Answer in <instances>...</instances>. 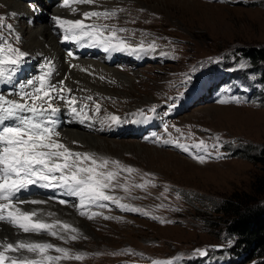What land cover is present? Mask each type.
I'll use <instances>...</instances> for the list:
<instances>
[{"label": "rangeland", "instance_id": "obj_1", "mask_svg": "<svg viewBox=\"0 0 264 264\" xmlns=\"http://www.w3.org/2000/svg\"><path fill=\"white\" fill-rule=\"evenodd\" d=\"M11 1L0 0V15L6 17V23H11L20 37L19 42L11 37L9 40L14 47L32 53L34 57L33 53L40 52L39 49L45 46L32 42L30 29L25 28L23 33L22 27L27 23L23 18L15 17L20 14L21 6L12 5ZM45 1L48 2L43 0L45 4ZM59 2L61 0L51 1L50 13ZM35 4V0L24 1V7L31 8ZM90 9H123L117 11L115 18L96 22L127 29L119 35L133 46L143 41L145 46L155 42L158 47L154 52L130 55L129 59L122 53L94 52L96 58L109 57V63L122 72L114 71L127 75L130 80L121 82L115 72L99 73V64L90 61L87 67L91 75L87 74L85 86L89 89L76 97L79 100L92 95L101 104L99 115L104 118L109 114L120 116L121 131L106 124L100 130L92 131L96 134L94 137L102 140L103 146L91 149L83 144L70 148L118 160L122 165L138 170L132 174L122 172L121 182L125 178L132 184L151 179L155 186L148 185L146 191L132 188L130 195L120 189L112 193L121 199V203L141 208L149 213L148 216L106 202V208L92 209L102 215L93 220L79 217L89 231V234L83 233L86 239L64 243L48 236V241L54 245L88 254L83 261H62L61 264H126V259L149 260L152 264L174 257L188 258L196 264H255L254 258L237 261L240 255L233 256L227 250L233 247L235 237L227 233L226 216L217 209L230 195H245L247 199L256 196L252 188H257L255 185L263 174L261 164L247 155L257 153L264 146V80L259 78L260 69L252 66L241 55V50L264 47V0H98V4ZM12 13L16 15L12 16ZM50 22L55 26L51 16ZM24 35L30 39L25 46ZM29 47L31 49H27ZM161 52L168 55L163 56ZM35 58L41 67L43 58ZM214 58L219 59L224 68L205 63ZM240 63L247 69H240ZM259 65L264 67V63ZM193 68H196L195 72H192ZM185 74L193 77L188 83H184ZM37 75L33 73L20 80L23 82ZM55 80L52 78L53 83ZM197 83L209 97L219 98L203 96L184 108L181 87L196 93ZM222 99L229 102L222 104L219 102ZM84 102L89 103L88 115L99 117L91 110V102ZM173 102L176 107L169 110L168 105ZM153 105L157 107L155 114L148 112ZM212 107L213 112L209 113ZM140 110L154 118L131 123L137 119L133 114ZM175 115L172 137L180 136L175 131L177 127L184 133L180 142L186 145L200 139L211 145L215 143L214 138L220 136L221 158L216 159L214 154L201 164L174 144L160 146L163 126L168 124L166 118ZM189 131L195 134L190 139L187 137ZM120 145L130 148L124 149ZM138 145L148 148L140 150ZM162 152L170 156L162 157ZM172 159L184 165L181 167L177 162V166L176 162L170 161ZM71 209L79 216L74 208ZM153 216L163 219L164 223L152 219ZM39 237L45 239V236ZM196 249H207L208 256H195Z\"/></svg>", "mask_w": 264, "mask_h": 264}, {"label": "snow or ice", "instance_id": "obj_2", "mask_svg": "<svg viewBox=\"0 0 264 264\" xmlns=\"http://www.w3.org/2000/svg\"><path fill=\"white\" fill-rule=\"evenodd\" d=\"M96 4L98 0H62V7L69 9L73 14L78 13L79 5ZM32 10L38 11L34 5ZM117 11L123 9L84 11L83 18L76 19H66L61 16H52L51 19L62 32V42H70L80 48H102L106 53H127L137 56L156 51L158 46L155 42L145 46L141 41L139 45L133 46L119 35L127 32V29L96 22L115 18ZM0 37H2L0 38V84L12 86L7 94L0 92V224L8 225L15 230V238L0 235V264H61L62 261H83L87 253L73 252L67 247L54 245L46 240L32 239V237L50 236L64 243L86 239L78 227L62 219L56 211L39 206H51L56 202L74 208L81 217L93 220L102 213L92 209L106 208L108 206L106 202H111L120 209L148 216L149 213L141 208L121 203V199L112 193L120 189L130 195L132 188L146 191L148 185L151 184L153 187L155 185L152 184L151 179L132 184L125 178L124 182H121L122 172L132 174L138 170L122 165L118 160L97 157L91 152L74 151L62 142L61 134L57 130L58 120L55 119L61 112L59 102H63L81 121L92 119L86 111L89 109V103L84 101L91 102V110L96 114L100 113L101 104L96 102L92 95L78 100L72 94L73 89L65 83L69 79L68 76L53 83L56 66L51 59L45 60L39 75L20 82L17 86L13 83L15 75L30 54L19 47H14L10 42L9 37L16 42H19L20 37L15 34L14 26L6 23L4 15H0ZM160 54L168 55L164 52ZM66 55L75 58L71 50L67 51ZM214 62L219 63L220 60ZM69 67L76 68L78 65L70 63ZM239 67L244 69L246 65L240 63ZM81 71L88 70L81 69ZM195 71L196 68H193L192 72ZM89 74L91 75V72ZM100 79L103 80L104 77L101 76ZM192 79L191 74H185L184 83ZM81 91L86 90L81 89ZM219 102L223 104L229 101L222 99ZM236 102L239 103V100ZM78 104L82 106L78 108ZM175 107L174 102L168 105L169 110ZM148 112L155 114L157 107L153 105ZM133 115L137 119H133L131 123L148 122L154 118L152 115H147L144 110ZM103 122L118 125L122 120L120 116L109 114L105 116ZM163 127L165 133L169 135L163 143L174 144L199 163H205L214 154L216 159L221 158L220 136H216L215 143L211 145L203 139L186 145L180 142V136H184V133L179 127L175 128L176 133L180 134L177 137H172L168 132L170 127L168 124H164ZM194 135L189 131L187 137L190 139ZM32 188L51 190L53 194L38 198L31 192ZM164 191L167 192L168 188L165 187ZM57 192L62 197L76 198L78 203H71L63 198L58 199ZM152 219H160V222L164 223L159 217L153 216ZM119 254L114 253V255ZM194 255L207 257L208 250L196 249ZM152 264H173V261L156 260Z\"/></svg>", "mask_w": 264, "mask_h": 264}, {"label": "trees", "instance_id": "obj_3", "mask_svg": "<svg viewBox=\"0 0 264 264\" xmlns=\"http://www.w3.org/2000/svg\"><path fill=\"white\" fill-rule=\"evenodd\" d=\"M241 55L252 66L260 69V79L264 80V67L259 65L264 63V47L242 49ZM247 156L252 161L260 163L263 171L255 185L257 188H252L256 196L247 199L245 195H230L223 199L217 211L226 216L224 220L227 222L226 231L235 237L231 249H235L233 250L235 255H241L237 261L254 258L255 264H264V146L260 147L257 153ZM185 260L189 264H195L188 258Z\"/></svg>", "mask_w": 264, "mask_h": 264}, {"label": "bare ground", "instance_id": "obj_4", "mask_svg": "<svg viewBox=\"0 0 264 264\" xmlns=\"http://www.w3.org/2000/svg\"><path fill=\"white\" fill-rule=\"evenodd\" d=\"M24 1H26V0H12L11 1L12 5L14 3H18L19 6L22 7V12L25 13L32 20L31 27H29V26H23L22 27L23 28V33H24V29L25 28L30 29V32L33 34L32 42L35 43V45H37V46H42L43 47L44 42L51 43L54 47L58 46V44L56 43L57 38L55 37V35H54V33L52 32V29H51L52 26L46 20L47 17L49 16V8H50V1L51 0H48V2L45 1L46 4L43 2V0H37L36 8L38 9V11H35V12L33 10L28 9L27 7H24ZM3 2H4V0H3ZM9 4H10V2H9ZM25 38H26V40L24 42V46L27 43L26 42L27 40L30 42V39H27L26 36H25ZM68 45H69L68 42H62V39H61L60 47L63 50H65ZM76 48H77L76 52L75 51H72V52L75 53V55H76V57L78 59H87V58H89V56H91V55L87 54L89 49L80 48L79 46H77ZM27 49H31V48L29 47ZM89 54H91V53H89ZM27 58L30 59L31 61L26 63L24 65V67L21 69V71H18L17 74L15 75L13 83L16 84L17 86L19 85L20 82H22V80H20L21 77H24V75H26L27 71H30V70L34 69L33 63L36 62V58L33 57L32 55H29ZM97 60H99V59H97ZM101 60L104 61V62H101L103 65H105L104 63L108 64L107 60H105L103 58H101ZM101 60H99V61H101ZM112 69H113V71L114 70L120 71L119 69H114V68H112ZM120 72H122V71H120ZM20 73H22V74H20ZM115 74L117 75L118 79L121 82H124L125 80L129 82V80H130L129 77L127 75L123 74V73L115 72ZM67 86L69 87V85H67ZM4 87H6V89H7V88H11L12 86L11 85H7V86L4 85ZM0 92H2L4 94H7L6 91H1L0 90ZM59 103H60V106H61V112L57 114L55 119L58 120L57 130L61 134V132L63 131V127H64L63 117L65 116V113L68 110V108L63 104V102H59ZM216 106H218V105H216ZM208 111H209V113H212L213 112V107L211 108V111L210 110H208ZM77 127H79V126L77 124L73 123V127H67L64 130L63 134H67L71 138H75L76 140L78 139V140L82 141L83 144L86 146V148L95 149V146H97V145L101 146L102 145V140H100L99 138L94 137L93 136V134H94L93 132L85 131V130H83L85 128H82V127H81L82 128L81 130L75 129ZM83 133H86V134H83ZM90 133H91V135H90ZM94 135H96V134H94ZM142 143H145V142H142ZM120 146L122 148H124V149H129L130 148V146H127V145L126 146L125 145L124 146L120 145ZM151 147H152V145H151ZM137 148L140 149V150H145L148 147H145V146H142V145H138ZM154 148H150V149H152L153 151H155L157 153L158 151L155 150ZM156 149H157V147H156ZM162 153H163L162 157L170 156L166 152H162ZM170 161L176 162V164L178 162V161H175L174 159H172ZM186 163L190 164V162H186ZM178 164L181 167L184 165V163H179V162H178ZM178 164H177V166H178ZM186 166H189V165L187 164ZM49 208H50V210H53V211L55 210L57 212V215L60 216L61 218H64V220L70 221L73 224H75V226L80 229L82 234L83 233L89 234V231L87 230V228H84V222L85 221L81 219L83 217L79 218L80 216L76 215L74 210L71 209L70 207H66L64 205L54 204L53 203L51 206H49ZM86 221H88V220H86ZM0 231H1V235H8L9 237L15 236L13 229H11L8 225L0 224Z\"/></svg>", "mask_w": 264, "mask_h": 264}]
</instances>
